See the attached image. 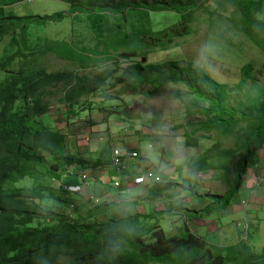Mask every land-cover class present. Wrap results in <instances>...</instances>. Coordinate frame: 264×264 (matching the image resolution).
<instances>
[{
    "label": "trees",
    "instance_id": "1",
    "mask_svg": "<svg viewBox=\"0 0 264 264\" xmlns=\"http://www.w3.org/2000/svg\"><path fill=\"white\" fill-rule=\"evenodd\" d=\"M67 1H72V13L82 9L79 5L81 0ZM92 1H98L90 8L94 12L122 13L135 6L154 12L172 11L183 16L169 29L150 36L151 41L147 43L150 48L140 54L126 50L112 55L116 67L102 71L94 84L88 81L87 75H79L77 70L102 68L111 60V55L90 54L81 61L68 58L80 67L56 72L32 67L28 71L14 70L13 63L27 55L21 49L0 55V68L8 71L0 82V264H264V250L255 253L246 241L222 247L209 243L190 230L184 235L169 237L158 225L147 227L139 214L116 218L111 214L116 203L95 204L85 213L74 215L67 205L70 200L64 191L47 190L42 185L15 186L24 177L39 179L45 169L48 172L50 158L53 159L50 167L56 171L78 160L74 154L66 152L67 134L55 128L52 122L45 123L42 117L50 111L53 103L65 104V119H77L81 111L93 110L96 102L91 101L92 96L83 107L77 108V104L85 95L97 94L100 87L103 94L105 90L117 92V87L110 89V80L124 61L132 63L122 74V81L128 82L135 91L142 89L143 92L144 86H150L147 93L152 96L160 87L173 83L184 85L192 93L198 102V110L206 115L192 132L203 127L224 135H235V148L194 157L193 168H222L227 172L229 166L219 163V160L230 157L231 160L237 158L236 173L243 174L256 150L264 144V85L257 87V83H252L246 92V102L239 101L234 105L229 99L235 96L227 97L223 93L225 88H231L230 85L209 77L196 62L164 59L148 63L133 60L147 57L153 51L173 49L169 47L171 42L179 45L177 38L196 31L189 25L195 10L213 0ZM14 2L17 0L11 3ZM260 9L261 6L256 7L252 15L245 13L244 22L264 27V21L257 17ZM57 13L0 17V44L8 34L13 36L11 42L18 43L17 34L21 32L27 46L29 29L48 19L60 20L65 16L63 12ZM219 38L232 45L223 37ZM256 43L264 50L262 41ZM33 49L29 46V50ZM241 72L243 77L237 82L238 89L249 86L248 80L255 79L254 64L245 63ZM177 96L183 97L180 93ZM176 127L185 128L187 125ZM185 132L187 136L191 133ZM217 155L219 160L215 159ZM166 187L168 184L162 185L163 190ZM234 191L232 188L224 197L226 204ZM201 197L219 201L216 198L220 196L210 193V196ZM47 200L54 204L46 203ZM55 201L64 202V205Z\"/></svg>",
    "mask_w": 264,
    "mask_h": 264
},
{
    "label": "rangeland",
    "instance_id": "2",
    "mask_svg": "<svg viewBox=\"0 0 264 264\" xmlns=\"http://www.w3.org/2000/svg\"><path fill=\"white\" fill-rule=\"evenodd\" d=\"M13 1L16 0H0V17L8 15L44 16L57 12H63L65 16L60 20L48 19L46 22L32 26L29 29L28 48L24 43L25 40H22V34L19 30L16 32V34L19 32L17 34L18 43L11 42L12 34L6 35L0 44V55L12 53L17 49L27 53L25 57L18 58L13 63L12 68L27 71L31 67V69L44 68L49 72L73 71L79 68L80 65L73 64L72 60H67L68 58L81 61L86 58V55L90 54L111 55V60L102 68L92 67L77 70L79 75H87L89 77L88 81H93L92 84L97 82V77L102 71L116 67L112 55H119L126 50L137 51L140 54L143 50L150 48L147 46V43L151 41L150 36L169 29L170 26L178 23L183 16L172 11L154 12L135 6L126 8L122 13L94 12L90 11V8L96 5L98 1L95 3L92 0H81L79 5L82 9L75 13L70 10L72 1L70 3L67 0H17V2L11 3ZM260 6V14L258 11L257 17L264 21V0L209 1L204 7H198L192 15L189 25L196 31L186 35V37L177 38L179 45L169 43V47H173V49L165 52L158 50L149 53L145 57L146 61L153 63L168 59L196 62L209 77L220 83L230 85L231 88H225L223 93L226 96H235L229 99L231 104L236 105L239 101L246 102V92L252 83H257V87L264 85V50L256 43L260 40L264 44V27L258 28L256 24L248 25L244 22V14L252 15L256 7ZM145 34H148V36H144ZM218 34L219 37H223L232 45L220 39ZM29 46L34 47L33 51L29 50ZM156 55H158L157 58H152ZM160 57L162 59H159ZM142 59L141 57L133 58V60ZM105 61L107 60L103 62ZM247 62L254 64L255 79L248 80L247 85L249 86L238 89L236 87L237 82L243 77L241 68ZM131 63V61H124L114 78L110 80V89L117 87V92L106 91L104 93L106 96H104L103 92L100 91V87L97 94L85 95L81 98L77 108L88 104V97L91 96L93 97L91 101L96 102L93 110L81 111L80 114L84 119L92 123L95 120L103 121L108 118H115L119 126L124 121V126H129L130 137L140 138L142 142H147L149 136L137 135L139 131H160L162 128L168 129L169 126L173 128L187 125L183 128L185 131L191 132L187 140L193 142V144L199 143V146H194L195 148H192L191 151L197 152L199 156L217 153L224 148H235L234 134L224 135L203 127L192 132L194 127L206 118V115L198 110V102L184 85L169 83L160 87L156 94L151 96L147 93L148 90H151L150 86H144L143 92L142 89L135 91L128 82H123L122 74ZM7 73V70L0 68V82L5 79ZM178 93L182 94L183 97H178ZM108 100H111V102H107ZM98 103L103 106H99ZM100 111H104L105 116L102 117ZM54 114L58 117V113ZM53 117L46 114L42 119L45 123L54 122ZM242 125L244 123L240 126L242 127ZM107 150L109 151V149ZM159 151L160 148H155V150L153 148L148 156L145 155L144 151L139 150L138 152L141 154V160L146 158L151 164L153 163L152 165H157L162 160L166 164L169 161L167 158L172 157L171 150L165 155H162ZM97 156L101 160L108 159L104 147H100ZM215 159L219 160L218 155ZM52 163L53 159L50 158L48 172L45 169L44 175L39 176V179L34 176H27L17 181L15 186L42 185L46 189L47 187L52 189L53 183L57 184L52 174V172L56 174L57 171L50 167ZM219 163L229 166V170L224 172V177H229L236 171L237 158L231 160L228 157L219 160ZM165 167L167 166L162 168L164 171ZM178 167L180 169L181 165H178ZM180 171L181 173L184 172L182 168ZM199 188H191V194L197 196L198 199L202 195L209 196V193H204L206 191L202 190L204 187ZM56 202L59 203V201ZM46 203L51 204L48 200ZM60 203L64 205V202ZM75 204L76 202L73 200L71 212L74 215L83 214L90 209L87 208L83 212L76 208ZM125 214L123 213V215ZM119 215L118 218H122V214ZM149 226H151L150 223L147 224V227ZM181 226L176 233L165 226L166 235L181 236L186 234L185 225Z\"/></svg>",
    "mask_w": 264,
    "mask_h": 264
},
{
    "label": "crops",
    "instance_id": "3",
    "mask_svg": "<svg viewBox=\"0 0 264 264\" xmlns=\"http://www.w3.org/2000/svg\"><path fill=\"white\" fill-rule=\"evenodd\" d=\"M98 105L103 106L100 103ZM64 107L65 104L51 106L52 117L54 113H58V117L54 114L52 123L55 128L62 129L67 134L66 152L74 154L78 160L56 174L52 172L57 182L52 187L56 192H65L71 185L81 186L78 192H68L69 198L63 195L70 200L67 203L69 207L74 200L76 208L85 212L96 204L94 197L98 196L102 203H116L111 210L116 218L119 214H122V218L139 214L146 225H158L163 230L168 226L174 233L184 224L186 230L202 236L211 244L226 247L246 241L255 253L264 250V144L256 150L243 174L238 175L234 171L229 177H224L222 169L197 170L191 166L193 158L199 156L191 150L199 146V143L193 144L187 140L188 136L181 127L139 131L137 135L149 136L147 142H142L140 138L130 137L129 126H124V121L120 126L115 118L91 123L81 114L77 119H65L67 112ZM103 113L104 111H100L102 117L105 116ZM114 146H121L129 151H144L147 156L153 148H160L162 155L171 150L172 157L167 158L169 161L166 164L162 160L157 165H152L146 158L141 160L138 152L139 156L130 160L129 167L119 171L112 165ZM100 147L105 148L108 159L101 160L97 156ZM178 165H181L183 173ZM164 166H167L166 172L162 169ZM148 167L155 168L162 181L137 183L135 176L145 172ZM82 170L89 173V184L81 177ZM73 172H77V175L70 174ZM115 182L120 184L116 186ZM163 184H168L165 190L162 189ZM199 187H204L202 190L209 193V196L210 193L219 195L216 198L219 201H215V198L198 199L191 194V188ZM232 188L235 191L226 204L224 197ZM211 206L213 207L209 210Z\"/></svg>",
    "mask_w": 264,
    "mask_h": 264
},
{
    "label": "built area",
    "instance_id": "4",
    "mask_svg": "<svg viewBox=\"0 0 264 264\" xmlns=\"http://www.w3.org/2000/svg\"><path fill=\"white\" fill-rule=\"evenodd\" d=\"M138 157L137 151H128L127 149H123L121 147L115 146L112 149V165L115 166L119 171L126 170L130 163L131 159H134ZM81 177L85 180V182L88 184L90 180V175L87 171H81L80 172ZM135 181L137 183H146L149 181H161L160 175L157 173L156 169L149 168L147 169L143 174L138 175L135 177ZM116 185H119V182H116ZM72 191H80V186H71L70 187ZM100 199H96L98 202ZM247 224L245 225V229H247Z\"/></svg>",
    "mask_w": 264,
    "mask_h": 264
},
{
    "label": "clouds",
    "instance_id": "5",
    "mask_svg": "<svg viewBox=\"0 0 264 264\" xmlns=\"http://www.w3.org/2000/svg\"><path fill=\"white\" fill-rule=\"evenodd\" d=\"M50 110H51V108H50ZM81 113V112H80ZM48 115H51L49 112L47 113ZM115 147V146H114ZM118 147H121V146H118ZM121 148H123V147H121ZM123 149H126V148H123ZM128 150V149H127ZM129 151V150H128ZM138 156H139V153H138ZM137 158V157H136ZM112 160V159H111ZM115 167V166H114ZM149 168H153V167H148L147 169H149ZM155 169V168H154ZM62 170V169H61ZM82 171H85V170H82ZM146 171V170H145ZM157 171V170H156ZM144 173V172H143ZM143 173H141V174H143ZM70 174H76L77 175V172H73V173H70ZM141 174H139V175H141ZM136 176H138V175H136ZM135 176V177H136ZM161 177V176H160ZM135 179V178H134ZM84 180V179H83ZM85 181V180H84ZM161 181H162V178H161ZM149 182H160V181H149ZM86 183V182H85ZM90 183V180H89V182H88V184ZM147 183V182H146ZM119 184H120V182H119ZM140 184V183H139ZM115 185H116V182H115ZM71 186H80V185H71ZM71 186H69L66 190L67 191H65L66 193H68V192H74V191H72L71 190ZM116 186H118V185H116ZM47 187V186H46ZM81 187V186H80ZM47 189H48V187H47ZM76 192H78V191H76ZM59 194V193H58ZM95 198V203L96 204H99V203H102L101 202V200H99L98 202L96 201V199H100L98 196H95L94 197ZM94 198H91L92 200L94 199ZM55 203L56 204H60V202L59 203H57L56 201H55ZM51 204H54V202H52ZM69 207V206H68ZM69 208H71V207H69Z\"/></svg>",
    "mask_w": 264,
    "mask_h": 264
},
{
    "label": "water",
    "instance_id": "6",
    "mask_svg": "<svg viewBox=\"0 0 264 264\" xmlns=\"http://www.w3.org/2000/svg\"><path fill=\"white\" fill-rule=\"evenodd\" d=\"M147 59L145 57H143L142 61L145 62Z\"/></svg>",
    "mask_w": 264,
    "mask_h": 264
}]
</instances>
